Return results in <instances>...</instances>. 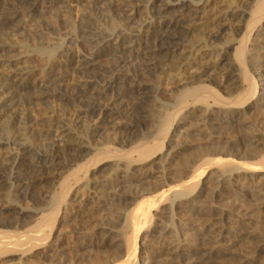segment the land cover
<instances>
[{"label": "bare ground", "instance_id": "bare-ground-1", "mask_svg": "<svg viewBox=\"0 0 264 264\" xmlns=\"http://www.w3.org/2000/svg\"><path fill=\"white\" fill-rule=\"evenodd\" d=\"M10 1L17 4L15 6L19 5L22 9H15L16 7L13 8L12 4L5 7L0 15V31L9 27L12 22L21 16L37 17L41 12L39 11L41 7L51 8L57 6L59 8L64 5L66 9L69 7L75 10L71 11L75 12L76 20L78 17V8L76 7L84 0ZM86 1L88 4L96 5L100 0ZM224 1L197 0L196 2H188L174 0L177 3L170 5L168 1L152 0L149 10L147 9L148 14L157 16L168 13L171 6L177 7V9L171 11L178 14L171 22L157 25L149 24L150 26L148 25L146 30L143 31L144 34L141 37H137L135 34L132 35L137 38L135 40L128 36L131 34H123L117 30L118 33L113 36L114 45L117 48L114 53L107 52V47H109L107 45H111V43L105 36L106 33L96 32L92 28L89 29L84 26L85 24L84 27L76 31L78 36L75 39V52L65 54V63L73 67L72 72L75 73L78 79L68 83L67 76L54 77L49 76L50 72H46L48 76L46 75L47 80L45 82L49 90L38 94V98L36 97L41 101H47L55 96L60 101L70 103L71 108L64 112L58 118V121L55 120L54 133L55 137L64 139L72 136L73 139L69 141L71 143L64 144L62 147L53 146L50 149L51 154L43 159L44 162L37 158L27 159L20 153L6 154L0 160V190L7 185V190L16 192L22 200L28 199L30 201L34 200V192L31 190L51 180L57 184V193L49 194L48 198L47 195L45 196V199H50L49 202L51 203L47 213L38 211L39 213H33L32 216H29L23 210L24 208H18L15 211V218L12 217L13 221L10 223L8 221L7 224H4L6 221L4 223L2 221V224H0V259L17 256V262L14 264H48L46 262L47 252L58 239L57 236L54 237L53 235L52 238L56 241L54 240L55 242L53 241L48 246L49 237L60 211L64 215L68 214L66 204L70 200L69 204H72V208H74L72 211L75 212L74 216L80 221V224L85 226L92 222L95 217L101 216V221L99 220V223L92 226L95 228L93 238L96 237V241H89L86 246L85 244L82 246L83 248H99L103 245L110 253L114 252L113 254L116 256L113 255L115 258L107 260V257L104 258L105 254L103 260H106L99 261V263L95 258L98 256H95L94 262L96 261V264H225L222 258L232 253L236 239L242 236L250 238L253 235L258 236L259 241L256 242V245L254 244L253 248L251 247L252 251L249 249L251 252L248 255L247 253L243 255L233 254L238 255L236 264H256V256L264 253V194L262 193V185L254 184L253 181L254 176L257 174L264 176V156H261V159L259 157V162L252 164L251 162H236L214 157L202 160L200 153L202 152L201 149L203 151L205 149L206 152L211 150L209 152L214 156H226L227 153L223 151L224 149L257 150L258 145L264 144L262 136L261 139L254 138V136L248 134L249 132H246L247 130L245 131L247 134L240 131L237 138L227 137L228 133L227 136L225 135L226 137L224 136V132L229 131L234 126H241V128L246 126L248 129V123L251 121L246 120L245 114L254 106H264V0H233L223 4ZM133 2L134 0H120L116 4H111L109 8L111 17L118 18L120 15L119 19L122 20L123 24L131 25L133 20L138 17L137 8L139 7L135 4L136 2ZM2 3H4V0H0V8H2ZM89 20L91 21V19ZM90 21L86 23L91 26ZM127 28L129 29V27ZM136 32L139 33V31ZM79 38L81 40H78ZM95 42L96 44L104 42L106 52H101V54H98L100 53L98 51L89 52L87 49L92 47ZM3 47L1 45L0 49ZM106 55L114 61L116 68H123L126 64L129 65H126V68L128 70L130 67L131 70H128L130 73L128 75L126 73V77L124 76L126 79H124L125 82L133 84V90L136 94L141 95L142 91H145L151 84L149 83L151 80L147 83L146 79L155 75L157 86H155L156 82L154 87L150 86V89L155 90V92L151 96L147 95L146 98L162 102L165 99L164 96L167 95L169 100L166 102L172 107V112L165 115L160 124L154 127L152 131L141 135L140 139L134 141L132 139L127 144L123 142L127 145H125L126 147L123 146L124 144L122 145L124 149L114 148L112 142L116 139L112 141L107 138L114 131L115 133H117V130L118 133L119 130L122 131L119 128V123L115 125L109 123V125L107 120L114 115L121 118L127 116L131 120L127 127H136L146 133L149 129L146 125L150 123V113L149 109H146L145 102L142 101L137 108L134 107L135 109L126 110L116 105V102H122L120 95L123 94V92L117 91V87H115L116 96L108 99L107 91L114 88L112 86L117 84V79L113 76L106 77L91 68L93 62L99 61L100 57ZM162 55H166L164 56L166 59L156 61V58H161ZM75 58L76 61H74ZM121 64L124 66H121ZM231 65H236L239 70L238 81L233 83L235 88L238 87L236 95L233 92L234 96L229 94L230 90L226 92L230 87H226L217 80L218 78L211 76L214 71L227 72ZM26 75L16 74L18 79L13 81L4 80L0 76V126L2 125V130H7V126L14 127L16 124L21 126L23 124L26 132L30 134L32 131L31 115H25L22 118L23 122L17 121L18 107L30 104L29 101L32 97L27 91L33 88V81H31L29 75ZM78 80L82 82L84 80L85 83ZM240 87H244V89L239 92ZM22 97L27 98L22 99ZM32 98L36 99L35 97ZM100 105L103 107L99 108ZM76 126L82 130L80 132L82 137L79 139L82 142L84 140L86 145L82 142L74 143L76 141L74 140L75 135L71 131H74ZM108 130H112L113 133L111 132L108 135ZM96 131H100L103 135L107 133V136L103 137L112 141V145L100 146V148H94L95 144L90 146V141L96 142L97 146L101 143L106 144L103 143L105 141L107 142V139L101 142L100 140L103 139H101L102 134L99 133L97 136ZM118 133V136L121 135ZM122 133L125 132L122 131ZM195 136L197 138L202 137V145L196 146L200 156H198V151L195 150L197 158L194 157L189 166L188 160L190 159L188 158H192V156L188 157L184 153L187 149L193 147L191 141H187V139ZM116 143L121 142L116 141ZM0 145L7 146V143L0 142ZM85 149H88V151L98 150L86 158L81 156L82 151ZM257 152H259V155L261 150ZM239 153H236L239 157L238 160L243 159L241 153ZM227 155L230 157L229 154ZM163 157L178 161L175 160L176 164L173 162L171 169L164 168L166 170L161 172H154L151 166H147V163L155 160L159 161ZM205 157L207 156L205 155ZM104 161L115 162L117 173L115 176L113 175L114 177L111 180L103 178V180H99L96 172H90L96 166L107 163ZM73 164L76 167L74 166L75 168L70 172L63 170L66 166ZM90 167H92L91 170H89ZM95 170L97 169L95 168ZM80 192H84L83 196L86 195V198L84 201L80 200L78 205L73 207ZM253 192L256 194L255 196L252 194ZM250 195L254 196L253 199L255 198V202L253 201L254 203L251 204L252 208L250 205H247L250 208L240 206L239 204H243L239 202L242 199H247ZM114 202L123 206L122 209H119L120 211H117L119 212V214L117 213L118 219L124 223L121 232L113 227L114 230L108 228L107 223L104 224L106 220L103 217L105 210L107 211ZM11 204L6 203L2 209H11L13 207ZM113 206L115 207V205ZM173 212L177 214H175L176 216L186 215L187 213L191 215H203V213L215 215L214 218L217 217L215 220H220L221 225L217 226V222L212 218L214 223L209 224L211 223L209 222V225H204V229L202 227L203 231L199 232L196 238L194 233L189 232V234L187 231L185 233L180 230L181 238L180 233H178V239L169 240L168 244L162 245L163 235L169 230L167 225H163L164 220L171 219L173 221L172 216L174 214L171 216ZM255 212L260 213V216L258 214L260 219L257 220L260 221L262 227L256 223L258 221L255 218L258 216L254 215ZM111 216L114 215L111 214ZM231 216L234 217V220L229 221ZM182 217L179 216L182 230L183 228L193 230L192 223L194 222L190 221L191 219L182 220ZM111 218L113 219V217ZM111 218L109 219L111 220ZM19 226H21V229L17 228ZM257 226L261 228L257 229ZM143 229L147 231V234L142 237V240L146 239L144 241L152 245L157 243L158 240H162V242L159 243V241L160 245L156 248L154 246L155 249L152 252L143 253L136 258L137 238ZM175 233H177V230ZM193 239L203 242L204 248L201 246L203 248H200L201 256H198L200 258L195 257L197 253L193 248ZM93 252H90L91 255H93ZM140 252L138 253L140 254ZM55 254L58 255V257L56 256L58 260L61 254L58 252ZM36 259L41 262L35 263L34 260ZM74 260L70 263L84 264L81 262L82 260ZM94 262L91 261L90 264H94ZM65 263L63 261L62 264Z\"/></svg>", "mask_w": 264, "mask_h": 264}, {"label": "rangeland", "instance_id": "rangeland-1", "mask_svg": "<svg viewBox=\"0 0 264 264\" xmlns=\"http://www.w3.org/2000/svg\"><path fill=\"white\" fill-rule=\"evenodd\" d=\"M118 1H120V0H100L99 3H98L99 5L98 4L93 5V4H90V3L88 4L87 1L84 0V1L80 2V4L78 5L79 7L78 6L76 7V8H78V10H77V12H78L77 16L78 17H77L76 20H75V14H74L75 12L71 11L73 9H71L69 7L66 9L65 8L66 6H64V5H63L64 7L59 5L61 8L60 7L57 8V6L51 7L52 9L51 8H46V7H41V10H39V11H41L42 13L40 12L39 15H37V17H35V18L34 17L31 18V17H27V16L26 17L21 16L19 19H17L14 22H12L9 27L3 29V31H0V41H1L0 42V46L1 45H2V47L4 46L2 49H0V76L4 80L13 81L15 79H18L16 74L19 75V73H20V74H27L26 76L29 75V78L31 79V81H33V86H32L33 88L28 89V91L30 90V92L27 91V93L30 96L32 95V97H35V98L37 97L38 98V96H39L38 94L49 90L48 86L46 87V82H45L47 80V76H48L47 73H49V72H50L49 76H54V77L67 76V79L69 80L68 83L71 82L72 80H73L72 82H74L75 79L76 80L78 79V77L75 75V73L72 72L73 67L71 65H67V63H65L66 62V55L65 54L66 53L69 54L70 52L71 53L75 52V49H76L75 48V39L78 36V32L76 33V31L78 29H80V28H82L84 26H87L89 29L92 28V30H94L96 32L97 31L98 32L102 31L103 33H106L105 36H107V38L110 40L109 42L111 43V45H107V46H109V47H107V52L108 53H114V52H116L117 48L114 45L115 42L113 41V39H114L113 36H115V34H117L118 31H120L123 34H131V35H128V36L132 37V39L135 40L137 38L133 37L132 35L135 34L137 37L138 36L141 37L142 34H144L143 31L146 30V28L148 27L149 24L152 25V23H153V24L157 25V24L164 23V22H171L173 20V18L176 17V15L178 14L176 12L174 13L173 11H171V10L177 9V7L171 6V8H170L168 13L157 15V16L156 15H150V14L147 13V9L149 10V7L151 6L152 0H134L133 3L136 2L135 4L139 6L138 7V6L135 5L136 7H138L137 8V11H138V15L137 16L138 17H136L135 20H133L131 25L129 24L131 26L130 27L129 25H125V24L122 23V20L119 19L120 15L118 16V18H112L111 17V12H110L109 8H110L111 4H116ZM164 1L165 2L168 1L170 5H172L174 3H177V2H174V0H164ZM184 1H188V2H194L195 1L196 2L197 0H184ZM231 1H233V0H230V1L229 0L228 1L225 0L223 4H226V2L228 3V2H231ZM2 4H3L2 8H0V15L4 11L5 7H8L11 4H12L13 8L16 7L15 9H19V10L22 9L19 5L15 6L17 4H13V3H11V1L9 2V0H6V1L4 0V3H2ZM73 11H75V10H73ZM139 11H141V12H139ZM86 18H88V19H86ZM89 19H91L92 22ZM120 20H121V22H120ZM88 21H90V23H92L91 26L87 24ZM127 27H129V29ZM48 28H50V29H48ZM131 31H132V33H131ZM134 31L135 32L139 31V33L138 32L135 33ZM78 40H81V38H79ZM103 43L96 44V42H95V44H93L92 47L88 48L87 50H89V52H91V53L92 52H97V51L100 52L98 54H101V52L102 53L106 52L104 50V49H106V48H104V46L106 47V45H104ZM162 56H161V58H156V61H160V60L166 59L164 57L166 55H162ZM109 57L110 56H108V55L102 56V57L99 58L100 62L98 60H96L95 62H93L91 64V66H92L91 68L95 72H98V73H100V74H102V75H104L106 77L113 76V77H115L117 79V81H116L117 84L116 85L113 84V86H112L114 88L113 89H109L108 90L109 92L107 91V93H108L107 95H108L109 98L107 96L106 97L108 99H112L114 96H116V92L117 91L123 92V94L120 95V99H121L122 102H120V103L116 102L115 104L118 105L119 107H123L122 109H126V110L132 109L134 107L137 108V106L139 105V103L141 101L145 102L146 109L147 110L149 109V113H150V118H149L150 119V123L146 125L147 129L148 128L149 129L147 131L145 129L146 133H144V130H142V129L140 130L139 128H136V127H127L131 123V120H129V117L123 116L121 118L120 116L114 115V116L110 117L111 119L110 118L108 119L109 122L107 120V123L108 124L110 123L112 125H115V124L119 123L118 124L119 128H121V130L123 132H125V133H122V131H120V130H119V133H118V130H117L116 132L118 134H121V135L118 136L117 133H115V131H114L115 134L113 133L112 130L111 131L108 130L109 132L106 131V132H108V135H110L111 132L115 136L117 135L116 137H113L114 135L111 134L112 136L110 135V137L109 136L107 137V138H110V140H112V141L114 139H116V140H114L112 142V141H109L107 138H104V137L107 136L106 132H105L106 134L103 135L100 131H96V135L97 136H98L99 133L102 134L101 135V139L102 138L103 139L100 140V141L102 142L103 140L107 139V142L105 141L103 143H106V144H102L101 143V145L98 144L99 146H97L96 142L93 143L92 141H90V146H93L95 144V146H93L94 148H98V147L100 148V146L101 147H105V145L108 146V145H112V143H113L112 146L114 148H118V149L122 148V149H124V147L127 146L126 144L129 141H131L132 139H133V141L137 140V139H140L141 135L147 134L148 131H152V129H154V127H157L160 124V121L162 120V118L165 115H167L168 113L172 112V107H171V105L168 104V102H166V101L169 100V97L167 95H165V94H164L165 96L164 95H162V96H164L165 99H167V98L168 99L167 100L163 99L162 102H164V103H162V102H160L158 100H150V99L146 98L147 95L151 96V94L153 92H155V90L150 89V86L154 87L155 84H156L155 86H157V82H156L157 79H156L155 75L150 76L149 78L146 79L147 83H148L149 80H151V81H149V83H151L150 86H148L145 89V91L143 90L142 91L143 93L141 95L139 93L136 94V92L133 90L134 89L133 86H132L133 84H130L127 81L125 82L126 73L128 75L130 73L128 70H131V69H129L130 67L128 68V70L126 68L129 65L126 64L127 66L126 65L124 66V65L121 64V66H124L123 68H116L114 66L116 64L114 63L113 60H110ZM76 60L77 59L75 58L74 61H76ZM106 62H107V64H106ZM52 70H53V72H52ZM229 71H231V72H229ZM238 71L239 70H238V67H236V65H231V66H229L227 72L226 71L225 72L224 71H220V72L219 71H214L213 72L214 74L212 73L211 76L216 78V79L218 78L217 80L219 82H221V84L226 85V87L227 86L230 87V88H228L226 90V92H228L230 90L229 94H232V96H234L233 92H235V95L238 92V87L235 88V85L233 84L236 81H238ZM154 79H155V81H154ZM78 81H81V80H78ZM152 81H153V83H152ZM225 82H227V83H225ZM82 83H85L84 80H83ZM231 85H232V87H231ZM115 87H117V91H116ZM243 89H244V87H240L239 88V92L242 91ZM150 90H151V93H150ZM125 93H128V94H125ZM24 94H26V93H24ZM32 97H31V100L29 101L30 104H24V105H21V106L18 107V109H17V111H18L17 121L23 122L22 118L25 115H31L32 116L31 117L32 118L31 127H32V131L33 132L31 131L30 134L28 132H26L25 129H24L23 124H22V126L18 125V124H16V126H14V127L7 126V130H2V125H1L0 126V142L1 143H7V146L0 145V149H1L0 150V160L6 154H9V153L10 154H12V153L19 154L20 153V155H22L23 157H26L27 159H32V158L36 159L37 158V159L41 160L42 162H44L43 159H45L46 156L48 157V155L51 154L50 153V151H51L50 149H52L53 146L62 147L64 144L66 145L68 143H71L69 141H70V139L71 140L73 139L72 136H71V138H68V139L65 138L64 139V138L55 137V133H54L55 122L58 121V118L62 114H64V112H66L67 110H69L71 108L70 105H69L70 103L69 102L66 103L65 101H60L55 96L52 97L50 100H47V101H41V100H39L37 98H36L37 99L36 100V99H33ZM23 98H25V97H22V99ZM161 100H162V97H161ZM151 101H153V102H151ZM102 107L103 106H101L99 108H102ZM156 107H157V109H156ZM263 109H264V106H256V107L254 106V108H252L249 112H247L245 114L246 115L245 116L246 120L248 122L249 121L252 122V123L251 122L248 123V125H249V126L247 125L249 127L248 129L246 128V126H245V128H243L244 126L242 128H241V126L240 127L234 126L229 131H227V132L225 131L224 132V136L225 135L227 136V133H228L227 137H229V138H233V137L237 138L240 135V131L241 132L242 131L245 132L247 130L246 132H249L248 134H250V136H254V138H257V139H261L260 137L262 136V141H264V136H263L264 135V114H263L264 111H263ZM262 114H263V116H262ZM43 117H45V118H43ZM5 118H3V119H5ZM97 118H98V116H97ZM250 118L253 119V120H251ZM122 124H123V127L125 126L124 129L122 127ZM78 126H80V125H78ZM130 126H132V125H130ZM74 128H75V130L71 131V133L75 135L74 136V140H76V141H74V143L75 142L76 143H80V142H82V140L79 139V138L82 137V135L80 133L82 130L80 128H78L77 126L74 127ZM76 128H78V129H76ZM243 129H245V130H243ZM237 132H238V134H237ZM76 133H77V136H76ZM189 138L187 139V141H191V143L193 144V147H192L193 149L192 148L187 149V151H185L184 154L186 156H188V157L192 156V158L191 157L188 158V159H190V160H188V162L190 163V164L189 163L188 164L190 166L191 165L190 161H192L194 159V157L197 158V154H196L195 150H196V146L202 145L201 144L202 143V137H198L197 138V136H195L194 138L193 137H189ZM83 139H84V137H83ZM194 139H195V141H193ZM200 139H201V142H200ZM116 141L117 142L119 141L121 143H116ZM123 142L126 143V144H124ZM193 142H195V143H193ZM82 143L84 144V140H83ZM84 145H86V144H84ZM221 146H223V144H221ZM230 147H233V146H230ZM257 147H256L257 150L256 149H228V150L224 149L223 151H225L227 154H229L230 157H228L227 154H226V156H223V155L222 156H220V155L219 156L218 155L214 156V155H212L211 152H209L211 150H207V152H206L205 149H204V151L201 149V151L203 153L202 152H200V153H201V159L203 158L202 160L212 159L214 157V158H219V159H229V160L236 161V162L237 161H242V162H246V163L251 162L253 164L254 162L255 163L259 162L260 159L264 156L263 155L264 154V144H262V145L260 144ZM96 150H98V149H94L93 151H90V150L88 151V149H85V150L82 151L84 154L81 153V156H83V157L85 156L87 158L88 155L89 156L93 155L96 152ZM238 150L241 153L243 159H239L238 160L239 157H237V155H236V153H239ZM242 150H243V152H242ZM252 150H254V151H252ZM260 150H261V153L258 155L259 152H257V151H260ZM191 151H192V153H191ZM196 151H198V149ZM190 153L194 154V155H191ZM198 153H199V151H198ZM200 153H199L198 156H200ZM209 154H211V155H209ZM205 155L207 157H205ZM257 157H258V159H257ZM259 157H260V159H259ZM246 159H247V161H246ZM67 160H65V161H67ZM160 160L159 161L155 160L154 162L151 161V163L150 162L147 163V166H151V168H152V170L154 172H156V171L161 172V171H165L166 170L164 168L171 169L170 167H173V162L176 164L177 163L176 161H178L176 159H175L176 161L172 160V159H166L165 157L161 158ZM104 162H107V161H104ZM175 164H174V168L176 167ZM74 166H75V164L68 165V166H66L67 168L65 167V168H63V170L65 172H70L71 170H73L76 167V166L75 167ZM98 166L95 167L97 170H95L94 167H93L94 168L93 170H91L92 167H90L89 170H91L90 172H96V176H98L99 180H103V179H105V180H109L110 179L111 180V178H113L115 176V174L117 173V168L115 166V162H113V161H108L107 163H104L102 165L100 164ZM68 169H69V171H68ZM262 176H263L262 174L255 175L253 183L254 184L258 183V185H262L263 192L262 191L261 192L264 194V181H263L264 176L263 177ZM260 180H262L263 182L260 181ZM56 185H57L56 182L54 183V182H52L50 180V181H47L46 184H40V185L36 186V189L31 190V191L34 192L33 193L34 200H30V201L28 199H23L22 200V199H20L21 197L16 192L7 190L6 189L7 185L2 187L3 190L2 189L0 190V219H1L0 220V224H2V221H3V223L6 221V223H4V224H7L8 221H9V223L11 221H13V218H15V216H14L15 215V211L18 208L19 209H23L24 208L23 210H25L26 214L29 215V216H32L33 213H39L40 211H43V212H40V213H47L49 208L51 207V206H49V205H51V203L49 202L50 199L48 200V199H45V198L46 197L48 198L49 194L53 195V194L57 193V191H56L57 186ZM83 194H84V192H80L79 193L78 200L76 201L77 203L75 202L73 207L77 206L78 202L80 200H83V201L85 200L86 195H84L85 196L84 197ZM252 194L254 196L256 195L254 192ZM17 195H18V197H17ZM35 195H36V197H35ZM253 195H250V197H247V199H242L239 203L242 202L243 205H241V204H239V205L242 206V207L244 206V208H247L250 205V207L252 208L251 204H253L255 202L254 201L255 198L253 199V197H254ZM69 201L66 204V208H67V210L70 213L68 212V214L64 215L62 213V211H60V213L57 215L58 219H57L56 224H55V226L53 228L52 234L49 237L50 238L49 239L50 242H49L48 246H50L51 243L55 240L54 238H52L53 235H54V237L57 236L56 238H58V239H56V240L58 242L55 240L57 243L54 241L55 244L50 247V250H48L47 255H46L47 260L45 258L46 262H48V264H50V263L53 264L54 262L57 264L58 262L60 263L62 261L60 263V264H62L63 261H64V263L66 262L67 264H69L74 259H77L79 261L82 260L81 262L84 263V264H87V263L90 264L91 261L94 262V257L95 256H98V257H95L97 263H99V261L100 262L105 261L106 259L107 260L108 259L112 260V258H115V257H113V255H114L113 253L114 252L110 253L105 248V246H103V245L100 246L99 248H97V247H93V248H87L86 247V248H83L82 245L85 244V246H86L89 241L97 239L96 237L93 238L94 237L93 236V232H94L95 228H93L92 226L97 224V223H99L101 221V219H100L101 216H97L96 215L98 218L95 217L94 218L95 220L93 219L94 222L93 221L89 222V224H86L84 226V225L80 224V221H78L75 218V216H74L75 212L72 211L74 208H72V204L71 205L69 204L70 203ZM6 203H8L9 205L12 203L11 206H13V207L11 209L10 208L9 209H2L6 205ZM114 203H113V205H115V207L112 205L110 207L111 209L109 208L107 211L105 210V214H104L105 216L103 215V217L106 220H105L104 224L107 223L106 226H108V228H111V229L116 228L117 230H119L121 232L123 230L122 227H123L124 223H123V221L118 219L119 212H117V211H120L119 209L120 208L122 209L123 206L118 205L117 202L115 204ZM247 203H250V204H247ZM245 205H246V207H245ZM116 206H120V207H116ZM42 207H44V208H42ZM250 207H248V208H250ZM112 208H113V210H112ZM115 211H116V213H115ZM107 212L109 213V215H108ZM111 214L114 215V216H111ZM175 214L176 213H174V212L171 214V216L173 215L172 216L173 221L171 219H169V220L165 219L164 220L165 222L163 221L164 222L163 225H167L169 227V230L171 231L170 232L169 230H167L166 234L163 235V237H164L162 239V240H164L163 242H162V240L161 241L158 240L157 243H155L154 245L148 244V242L144 241L146 239L142 240V237L147 234L146 233L147 231L144 230V229L142 230V233H140L138 235V238H137V255H136V258L138 256L140 257L143 253L144 254H148L149 252H152V250H154L158 245H160L159 243H161V242H162V245H166V244L169 243V240H174L175 238L178 239L179 238L178 237V235H179L178 233H180L179 236L181 238V231H183L185 233L192 232V233L195 234V238H196V236H198V233L203 231L202 227L204 229V225L213 224L214 221L217 222V226L221 225V223H220L221 221L220 220H218V219H217L218 221L215 220L217 218V217L214 218L215 215H208V214H205V213H203V215L202 214H199V215L192 214L191 215L190 213H187L186 215L183 214V215L176 216L177 214L176 215ZM258 214L260 216V213H256V212H255L254 215L258 216ZM188 215H190V216H188ZM110 216L113 217V219ZM179 216L180 217L183 216L182 220L183 219H185V220H187V219L190 220L191 219L190 221L194 222V223H192V222L191 223L193 224V228L195 229V231H194V229L192 230V229H184V228L182 230L181 223L179 222V221H181V218H179ZM184 216H185V218H184ZM208 216H209V218H208ZM259 216L255 218L256 221H258L260 219ZM175 217L179 218V219L177 218L178 221H177V219ZM109 218H111V220ZM212 218L214 219V221H213ZM96 219H97V221H96ZM211 219H212V221H211ZM231 219L234 220V217L232 218V216H231L229 221H231ZM113 220H114V222H112ZM209 222H211V223H209ZM91 223H92V225H91ZM256 223H258L261 226L260 221H258ZM120 225H122V226H120ZM201 225H203V226H201ZM214 225L216 226V224H214ZM71 226H73V227H71ZM260 226H257V229L262 227V226L261 227ZM17 228L21 229V226H19ZM196 228H198V229H196ZM66 229H67V231H66ZM176 230H177V233H175ZM66 232H68V233H66ZM155 236H157V235H155ZM156 239H157V237H156ZM156 239H155V242H156ZM193 240H194L193 241V243H194V247L193 248L196 250L197 254L195 255V257L197 258L198 256H201V252H200L201 249L200 248H202V247L204 248V245H203V242L202 241L200 242V240H198V239L197 240L193 239ZM258 241H259L258 236L256 237L255 235L251 236L250 238L246 237V236H242V237L236 239V243L234 244V246L232 248V253H231L232 255L230 254V255L224 256L222 258L223 261L225 262V264H236L238 255L239 254L243 255V254H246V253L248 255V253H250L252 251V248H253L254 244L256 245L258 243ZM154 246H155V248H154ZM54 249H57V250L55 251ZM105 249H106V251H105ZM87 251H88V254H87ZM139 251H141L140 254L138 253ZM57 252L61 254V256H59L58 260H57L58 255L55 254ZM90 252H93L92 254L93 255L95 254V255L94 256L91 255ZM102 252H104V253L102 254ZM108 253H109V255H107ZM233 253H237L238 255L237 254H233ZM83 255H84L85 258L83 257ZM104 255H105V257H104ZM79 256H82V257H79ZM100 256H102V257L100 258ZM114 256H116V255H114ZM103 257L104 258L107 257V258L103 260ZM17 258H18L17 256H10V257L1 258L0 259V264H14V263L17 262L16 261ZM86 258L88 259V261H87ZM97 258H98V260H97ZM198 258H200V257H198ZM59 260H61V261H59ZM111 260H109V261H111ZM96 261L94 262V264H96ZM34 262L37 263L38 260L36 259V260H34ZM40 262L41 261H39L38 263H40ZM255 263L256 264H264V253H260L258 256H256Z\"/></svg>", "mask_w": 264, "mask_h": 264}]
</instances>
